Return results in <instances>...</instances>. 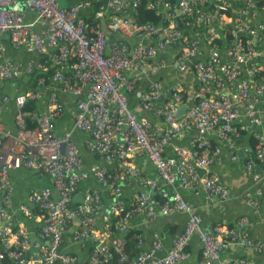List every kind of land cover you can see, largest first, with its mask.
<instances>
[{"label":"built area","instance_id":"2783aa9c","mask_svg":"<svg viewBox=\"0 0 264 264\" xmlns=\"http://www.w3.org/2000/svg\"><path fill=\"white\" fill-rule=\"evenodd\" d=\"M140 2L74 0L61 5L59 0H0V37L8 34L11 46L46 54L35 61L14 60L4 55L0 44L1 81L35 77L34 86L13 98L0 93V112L11 100L16 109L14 132L0 120V259L7 258V264H78L77 256L62 247L66 230L76 221L78 230L71 241L78 246L91 242L85 264H180L194 235L201 246L198 264H257L246 257L235 261L222 257L231 246L255 252L264 248V239L251 238L247 215L233 224L219 222L206 228L200 214L190 211L181 191L200 186L209 199L228 197V188L207 171L222 147L232 152V161H244L248 173H254L255 166L264 173V135L256 131L253 144L237 146L234 125L242 116L253 127L263 125L264 0H245L236 9L228 0H148L147 8L161 13L157 24L128 16ZM18 4L33 12L35 19L27 20ZM108 31L122 40L108 41ZM201 31L208 46L204 57ZM178 43L181 50L172 64L177 72H184L191 63L198 100L188 103L182 81L163 86L150 80L137 99L155 121L140 116L129 107L128 94L135 90L140 75L153 76L167 66L166 60H155L158 51ZM61 93L74 98L70 116L73 129L87 134L83 148L103 163L84 169L72 131L58 134L55 122L65 111ZM44 97L43 109L23 110L27 101ZM182 104L187 107L177 115ZM26 115L31 128L24 123ZM193 130L203 136L190 138L187 144L174 142ZM211 131L217 143L207 137ZM136 157L149 160L156 171L154 178L141 175L133 163ZM111 163L116 166L108 168ZM20 167L51 180L50 186L30 188L29 202L20 208L27 216L32 214L31 205L43 212L35 239L23 227H14L8 212L13 193L9 171ZM90 176L114 195L110 212L118 219L104 224L106 232L99 231L95 216L103 208L100 191L90 189L81 201L74 199ZM130 179L145 190L128 205L121 194ZM160 184L175 191L157 198L153 192ZM259 195V191L247 192V203L258 207ZM175 212L188 217L166 249L157 231L149 241L136 234L133 254L125 249V233L134 226V219L149 221Z\"/></svg>","mask_w":264,"mask_h":264},{"label":"crops","instance_id":"0c3cea01","mask_svg":"<svg viewBox=\"0 0 264 264\" xmlns=\"http://www.w3.org/2000/svg\"><path fill=\"white\" fill-rule=\"evenodd\" d=\"M74 0H59L61 5H69ZM229 4L241 7L245 4V0H228ZM20 10L24 13L27 20L35 19V14L31 11H26L23 5L18 4ZM24 8V10L21 9ZM128 16L133 19V12H129ZM228 17V16H227ZM246 19L250 22H253L250 16H247ZM185 35H188V32H185ZM199 35L202 38L201 52L204 57L208 51V46L206 43V36H204L201 31ZM108 41L112 42L114 40L121 39V36L118 34H112L108 31L107 33ZM0 44L4 48V55L6 57H11L14 60L21 61H35L42 57H45L46 54L38 55L35 52L26 50L24 47H13L9 43L8 34H4L0 37ZM264 48V43H263ZM181 50V43L177 45L168 47L166 49L158 51L155 60L164 59L167 62L165 68L160 69L153 76H139L138 84L135 90L128 94L129 107L138 112L140 116L148 117L155 121L152 115L143 111L139 105L137 99V93H142L147 90V86L150 80L159 81L163 86L171 85L175 80L184 82L186 87V99L188 103H193L197 99V82L194 78L191 63L188 64L187 69L184 72H177L176 68L172 64L175 61L176 57L179 55ZM23 79L19 81L6 82L0 80V93L6 92L10 94L13 98L14 95L21 92L24 88V84L21 83ZM26 86V85H25ZM28 87V84L27 86ZM60 101L65 106L64 113L57 118L56 128L58 134H61L63 131L71 130L72 131V140L78 145L81 156L83 157V168L90 169L93 163H103V160L95 157L88 151L83 148V141L86 138L87 134L73 129V123L70 116V112L74 110V98L69 94L61 93L59 95ZM38 103V108L43 109L47 104V98L44 97ZM239 107V106H238ZM243 115V110L239 107ZM0 120L11 132L15 131L16 128V109L11 100L7 103L3 110L0 112ZM237 127V132L235 136L236 145L243 144H253L256 140L254 139L253 133H261L264 135V119L263 125L256 128L251 126L248 123V120L242 116L237 123L234 124ZM241 126V128L239 127ZM207 137L212 140L214 143L217 141L214 138L213 131L208 132ZM205 135V136H206ZM203 135L198 134L196 131H191L188 134H184L181 137L174 138L176 143H185L186 140L194 137H202ZM232 152L227 150L225 147L221 148L220 154L215 157L214 161L208 167L207 171L216 175L220 181L228 188L229 194L225 200L219 199H209L208 196L204 193L202 187L196 186L192 189L182 190L181 193L183 198L188 203L190 211L196 212L201 216V225L206 228H211L216 223H225L233 224L236 219L243 215H247L250 218V236L253 240L264 239V173L255 166L254 173H248L244 170V161L237 160L232 161L230 159ZM134 165L140 171L141 175L144 178L152 179L156 175L154 166L147 160L145 157H136L133 160ZM108 168H114L116 163H111L106 165ZM200 174L204 173V170L199 171ZM253 174L256 178H253ZM11 184L13 186V193L11 198V204L8 209L9 216L14 222V227H23L25 232L32 238H37L39 227L42 221L43 212L40 211L37 207L31 205L32 214L27 216L21 212V205L29 202L28 191L30 188H42L44 186H50L51 180L48 176L40 175L35 170H31L26 167H20L17 169H11L9 171ZM97 188L101 194V201L103 208L102 210L95 214L98 221V229L101 231V228L106 232V227L104 224L112 225L109 220L110 216L113 214L110 212V205H112L114 195L110 190L103 189L99 183L90 176L88 179L83 181L78 187L77 193L74 196L75 202L81 201L82 194L90 189ZM141 190H145L144 187H140L136 181L130 179L129 183L126 184L123 188L121 194L122 199L126 203H131L133 198ZM175 191V188L169 185L160 184L159 188L155 190L157 197L165 198L171 195ZM250 191H259L260 203L258 207H252L247 203L245 194ZM188 217V214L183 212H175L169 216H156L151 220H146L143 217H138L133 220V229L138 228L141 230L139 233L147 241H149L150 235L152 232L157 231L162 236L163 248L166 249L170 240L175 236L179 231L184 227L185 221ZM130 229V228H129ZM78 230L77 221L70 225L66 230L64 240L62 243L63 250L67 253L75 254L78 258V264H85L86 259L89 255L91 249V242L86 246H78V244L71 241L72 233ZM2 246L0 244V252ZM187 257L180 262V264H198L201 258V246L200 242L196 235L192 236L187 245ZM163 252V251H162ZM222 257L228 258L232 261H235L239 258L246 257L257 264H264V248L260 252H255L249 247L241 246H231L227 248L223 253ZM5 259H0V264H7V261L4 263ZM118 264V262H114Z\"/></svg>","mask_w":264,"mask_h":264},{"label":"trees","instance_id":"16d2710c","mask_svg":"<svg viewBox=\"0 0 264 264\" xmlns=\"http://www.w3.org/2000/svg\"><path fill=\"white\" fill-rule=\"evenodd\" d=\"M147 1L148 0H141L139 6L137 8H135V10L133 11V19L137 22L140 23H145V22H150L153 24H157L161 21L162 16L161 13L155 11V10H151L149 8H147ZM225 12H227L228 14H230L229 10H224ZM122 40V38H121ZM217 45H219L220 41L219 40H215ZM34 80L35 77L31 76V86H34ZM19 81V80H15ZM25 88V89H24ZM24 91L26 90V86H24ZM198 97V96H197ZM198 99H196L195 101H197ZM194 101V102H195ZM38 108V103L35 101H27L25 106H24V111L29 112L32 109ZM24 118V123L26 125V127L31 128L33 127V123L31 122V120L29 119V116H23ZM154 193V192H153ZM154 196L157 197V195L154 193ZM157 198H161V197H157ZM128 204V203H127ZM130 204V203H129ZM128 204V205H129ZM118 219L117 216H110V220H111V224H114L116 222V220ZM141 230H139L138 228H130L126 233H125V238H126V243H125V249L130 253L133 254L134 250H135V236L137 233H139ZM4 263L7 261V259L5 258V260H3Z\"/></svg>","mask_w":264,"mask_h":264},{"label":"water","instance_id":"95a60500","mask_svg":"<svg viewBox=\"0 0 264 264\" xmlns=\"http://www.w3.org/2000/svg\"><path fill=\"white\" fill-rule=\"evenodd\" d=\"M22 10H24V8H22ZM186 107H187L186 104L180 105L178 110H177V115H180L186 109Z\"/></svg>","mask_w":264,"mask_h":264},{"label":"rangeland","instance_id":"374dc122","mask_svg":"<svg viewBox=\"0 0 264 264\" xmlns=\"http://www.w3.org/2000/svg\"><path fill=\"white\" fill-rule=\"evenodd\" d=\"M22 79H23V80L21 81V83L24 84L23 86H25V85L27 86V84H28V86L31 85V81H29L28 78H26V79H25V78H22ZM187 143H188V139H187L186 142L183 143V144H187Z\"/></svg>","mask_w":264,"mask_h":264},{"label":"clouds","instance_id":"9594fccd","mask_svg":"<svg viewBox=\"0 0 264 264\" xmlns=\"http://www.w3.org/2000/svg\"><path fill=\"white\" fill-rule=\"evenodd\" d=\"M21 80V79H20ZM27 88V87H26ZM25 89V88H24ZM24 89H22L21 91H23ZM35 102H38V101H35ZM39 109V108H38ZM127 204V203H126ZM5 259V258H4ZM7 259V258H6ZM7 262H8V260H7Z\"/></svg>","mask_w":264,"mask_h":264}]
</instances>
